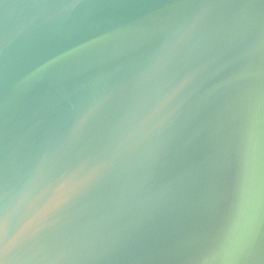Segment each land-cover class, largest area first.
Here are the masks:
<instances>
[{
	"label": "water",
	"instance_id": "water-1",
	"mask_svg": "<svg viewBox=\"0 0 264 264\" xmlns=\"http://www.w3.org/2000/svg\"><path fill=\"white\" fill-rule=\"evenodd\" d=\"M0 264H264V0H0Z\"/></svg>",
	"mask_w": 264,
	"mask_h": 264
}]
</instances>
